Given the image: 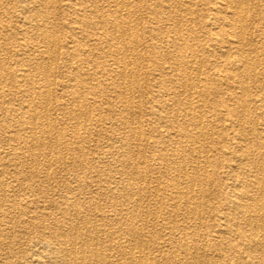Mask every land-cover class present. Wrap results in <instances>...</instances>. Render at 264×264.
Segmentation results:
<instances>
[{
    "label": "rangeland",
    "instance_id": "374dc122",
    "mask_svg": "<svg viewBox=\"0 0 264 264\" xmlns=\"http://www.w3.org/2000/svg\"><path fill=\"white\" fill-rule=\"evenodd\" d=\"M57 1L0 0V264H47L46 262L54 255L49 252L50 245L42 239L53 233L58 234L60 229L67 239H75L78 244L75 246L76 251H80L82 248L79 239L73 233L74 230L65 233L75 226L76 228L79 226L80 235L84 233L83 236L86 235L88 238V247L93 251H98L104 261L111 264L110 262L119 255L116 246L119 244L126 246L130 239L129 217L126 213L117 212L120 207L124 209L138 208V217L134 219V225L136 227H141L143 224L147 226L146 236L143 237L144 243L148 245L145 252L150 255H163V258L158 257L157 260H160L155 264H227L232 262L236 256H245L241 249H237L235 253L231 251L226 253L223 250L225 243L229 241L218 230L216 219L219 217L216 214L218 208L219 210L223 209L225 213L232 211L230 205L225 204L224 197L229 185L238 181L237 176L232 175H241L239 168L233 165L237 156L234 145L243 141L239 139L238 131L241 129L247 131L252 127L256 132H260L264 142V126L259 123L256 125L257 122L254 119L258 115L260 120H264L263 107L253 101L247 102L249 116L245 119L242 117L240 109L234 108L233 105L234 99L240 94L238 84L235 83L237 79L238 82H244V87L252 99L263 94V91L257 88L251 78H255L256 82L264 81V21L262 18H256L252 12L254 10L264 12V0H248L249 12L245 13L247 15L245 24L248 23L243 31L245 47L243 53L240 50L236 51L237 44L233 42L237 41V33L241 32L240 28L236 26L237 18L233 10L222 8L220 14L213 18L211 9L213 5L218 8L222 7L219 3L221 0H141V2L140 0H126L129 2V7H126V11H123L121 15L112 3L113 0H96L94 5L102 11L105 17L108 15L117 22H122L120 19L122 18L125 25L130 23L131 30L130 33H127V37H132L126 41H137V43L135 48H127V50H124L126 48L120 42L125 40L118 28L115 29L108 23V25L101 24L100 28L97 27L98 25L91 24L92 19L96 22L101 18L100 14L96 15L97 17L94 16L88 21V24H81L76 22V14H74L75 8L79 7L78 0ZM117 1L119 2V0ZM32 6L39 8L37 13L30 9ZM32 14H37L38 23L57 42L56 46L49 51L53 59L51 58V65L49 64L51 71L48 79L43 78L38 70V65H47L49 62L46 61L44 54H40L44 49V38L33 34L30 27L32 23L27 20ZM100 31H102L101 34L97 35ZM98 41L112 43V49L119 50L123 54L117 57H121V60L110 56L106 51L107 47L99 46ZM181 43H185L188 47L187 52L192 50L197 56L195 63H190L191 65L189 64L186 70L190 75L188 76L190 81L194 83L197 80L196 74H200L201 79L204 75L213 77L211 82L213 85L209 87L205 85L208 92H205L202 98L196 91H193L191 99L197 103L193 107L190 117H185L183 112L177 113V116L173 115V111L186 102V94L179 87L176 73H171L166 69L177 56L173 49L174 45ZM83 45L89 50L86 54L73 51L72 46ZM252 48L255 50L252 51ZM226 50L230 55L229 60H226ZM187 52L186 55L190 57V53L187 54ZM245 53L250 64L257 62L259 58L261 64L256 72L250 71L247 74L246 71L240 69V63L243 62L242 55ZM136 61L140 62L139 67L141 68L133 70L132 74L138 77V85L131 81L130 72H127L123 78L117 73L118 66L122 65V62H128L132 67ZM103 63L107 65L106 69ZM198 63L199 65H197ZM218 70L224 75V78L222 75L218 78L213 76V73H216L214 71ZM17 79L21 80L19 87L15 84ZM45 79L52 85L53 99L51 103L52 107L56 108L44 115L43 112L46 113V111L36 105L35 121L37 127H40V131L45 126L46 119L44 117L47 118L52 137L45 134L42 138L46 143H51L56 147L51 151L46 149L45 152L39 154L40 156L30 155L26 142L32 135L28 131V126L31 123L30 116L34 112L29 106L28 100L32 97L38 103L40 92H42L40 85L45 82ZM145 79L147 83H145ZM121 82L123 86L120 84ZM62 85L63 87H61ZM37 87L38 89H36ZM28 88L32 89V93L27 92ZM129 90L131 91L129 92ZM76 92L84 95L82 99L85 102V108H81L74 102L73 96ZM30 94L34 95L30 96ZM200 99L202 102H198ZM58 106L62 108L61 111ZM63 110L64 112H62ZM77 112L80 114L88 112L90 119L88 118L85 123L78 124ZM157 114L167 115L168 117L165 119L174 121L177 127L179 124L187 123L189 126H187V132L180 129L181 132H179L169 127L170 140L158 136L156 131L165 129V127H162V122ZM191 115L197 116L195 120L200 121L201 127L191 125L193 123ZM84 124L85 126H83ZM132 124L134 125L132 126ZM53 126L56 128L53 129ZM131 128L133 130L139 128L140 137L134 136ZM75 129L79 130L80 137L74 134ZM58 131L62 134L54 137L53 135L59 133ZM82 131L84 132L82 133ZM193 132H202L203 137L197 142L193 140L194 143L190 148L188 147L190 140L184 135L190 136L193 135ZM40 134L38 132L37 135L40 136ZM248 136L242 144H256L260 154L263 151L262 145L257 143L253 134ZM16 145L18 150H12ZM156 149L157 151H155ZM173 152H176L177 156H172ZM258 152L256 150V154ZM171 156L186 168V174L189 176L194 171L195 164L204 166L199 170V176L201 178L205 176V184L191 186L187 176L180 175L178 177V172L176 173L174 170L175 167L169 163L172 160ZM228 157L232 163L230 160L227 161ZM32 160L34 166L31 168L28 164ZM47 160L50 164L49 169L45 167ZM142 160H145L144 165ZM132 166L138 168L136 171L143 172L145 179L143 183L140 180L141 176L130 175ZM131 177L133 178L131 179ZM163 182L165 183L163 184ZM176 185L180 190L183 189L182 191L193 190L189 196L190 202L196 205V215L188 213V208L185 206L173 207V203L177 199ZM104 187L106 188L102 189ZM129 190L135 193L133 199L139 200L136 206L130 202L131 199L127 195ZM110 191L111 193H109ZM136 192L141 195L139 196ZM79 193L82 194L79 195ZM9 201L10 204H8ZM98 205H100V212H94V209H98ZM13 206L16 207L13 208ZM74 206L78 210L77 215L73 214ZM153 211L155 214L158 213L156 219L153 218ZM185 213L186 215L188 213L189 216H186ZM172 216L175 218L173 219ZM41 226L42 228H40ZM94 227L98 229V236L93 230ZM111 233H114L115 238L111 239L109 235ZM183 233L185 235H182ZM232 235L230 237L234 242H243L238 236ZM182 238L188 242L189 246L186 250L179 245ZM184 250L187 252L185 253ZM255 254L261 256V250ZM151 262L153 261L151 260ZM123 264L126 263L123 261Z\"/></svg>",
    "mask_w": 264,
    "mask_h": 264
},
{
    "label": "bare ground",
    "instance_id": "6f19581e",
    "mask_svg": "<svg viewBox=\"0 0 264 264\" xmlns=\"http://www.w3.org/2000/svg\"><path fill=\"white\" fill-rule=\"evenodd\" d=\"M59 1V0H58ZM57 1V2H58ZM75 1V0H74ZM96 0H78L77 1V4H78V8H75L74 10V14H76V22H80L81 24H88V21H90L94 16L100 14V17L102 18H99L96 20V22L92 21L94 19L91 20V24L92 25H98L97 27H101V24H109L111 25V27L113 26L115 29L118 28L121 35L123 36L122 38H124L125 41H120L121 44L124 45V50H127V48H135V44L137 43V41H126V39H128L129 37H127V33L129 32L130 33V30H131V26H130V23H126V25L124 24L125 21L121 19L122 22H117L115 19H111L110 16H106L102 13L101 10H99L97 8V6L94 5ZM128 1V0H127ZM126 0H119V2L117 0H113V4L114 6L116 7L119 15L123 14L122 12L123 11H126V7H129V2H127ZM141 2V0H140ZM28 3V2H27ZM42 3V2H40ZM221 4L222 7H219L218 6H214L212 7V12H213V18L217 17L219 14H220V10L222 8H225V9H232L233 10V13L234 15L236 16V26L240 28L241 32L237 33V41H233L235 42L236 45V51H239L243 53V49H245L244 47V29H245V20L247 19L245 15V13L249 12L248 10V0H221V2H219ZM258 3V1H257ZM261 3V2H260ZM32 4V3H31ZM30 4V5H31ZM59 4V3H58ZM139 4V3H138ZM188 4V3H187ZM252 4V2H251ZM250 4V5H251ZM259 4V3H258ZM184 5V4H183ZM192 5V4H191ZM256 5V4H255ZM37 6V5H36ZM113 6V7H114ZM53 7V5H52ZM60 7V6H59ZM58 7V8H59ZM259 6L257 5V8ZM61 8V7H60ZM65 8V6H64ZM71 8L73 9V6L71 5ZM140 8V7H139ZM30 9H32V11H34L35 13L38 12V9L37 7H30ZM251 10V9H250ZM37 11V12H36ZM60 11V9H59ZM189 11V10H188ZM227 11V10H226ZM44 12V11H43ZM42 12V13H43ZM158 12V11H156ZM253 12V15L256 17V18H259V19H263L264 21V12L262 10H254L252 11ZM24 13V12H23ZM155 13V12H154ZM251 14V13H250ZM44 15V14H43ZM104 15V16H103ZM127 15V14H126ZM125 16V15H124ZM128 16V15H127ZM162 16V15H161ZM171 16V15H170ZM263 16V17H262ZM45 17V16H44ZM97 17V16H96ZM157 17V16H156ZM160 17V16H159ZM253 18V16H251ZM37 14L36 15H33L30 16L27 20L30 21V23H32V26L31 29L33 31V34L37 35V36H40V38H44V49L43 51L40 52V54H44L45 55V58H46V61L49 62L47 65H42V66H39L38 65V70L40 71L41 75L43 76V78H46L48 79L49 75H50V71H51V56L49 54V51L51 48H53L54 46H56V41L55 39L51 36V35H48V32L38 23L37 21ZM46 18V17H45ZM104 18V19H103ZM140 18V17H139ZM153 18V17H152ZM170 18V17H169ZM246 18V19H245ZM155 19V18H154ZM158 19V18H157ZM26 20V21H27ZM140 20V19H139ZM25 21V22H26ZM137 22V21H136ZM139 22V21H138ZM142 22V21H141ZM156 22V21H155ZM235 22V21H234ZM253 22V21H252ZM28 23V22H27ZM134 23V22H133ZM43 24V23H42ZM107 24V25H108ZM141 25V24H140ZM136 26V25H135ZM142 26V25H141ZM137 27V26H136ZM162 27V26H161ZM232 27V26H231ZM49 28V27H48ZM125 28V29H124ZM152 28V27H151ZM163 28V27H162ZM234 28V27H233ZM72 29V28H71ZM108 29V28H107ZM169 29V28H168ZM191 29V27H190ZM235 29V28H234ZM15 30V29H14ZM79 30V29H78ZM178 30V29H177ZM238 30V29H237ZM52 31H55V30H52ZM115 31V30H114ZM137 31V30H136ZM56 32V31H55ZM102 31H100L97 35L101 34ZM260 32V31H259ZM258 32V33H259ZM141 33V32H140ZM50 34V33H49ZM56 34V33H55ZM163 34V33H162ZM71 35V34H70ZM248 35V34H247ZM137 36V35H136ZM34 37V36H33ZM32 37V38H33ZM132 37V36H131ZM130 37V38H131ZM141 37V36H140ZM248 37V36H247ZM57 38V37H56ZM129 38V39H130ZM136 38V37H135ZM20 39V38H19ZM28 39V38H27ZM38 39V38H37ZM180 39V38H179ZM186 39V38H185ZM97 40V39H96ZM134 40V39H133ZM138 40V38H137ZM177 40V39H176ZM187 40V39H186ZM108 41H109V38H108ZM108 41H98L97 44L101 47H107V53L114 57V59H116L117 57H119L120 55H123L121 54V52L119 50H113L112 49V46L113 44L111 43H108ZM64 42V41H63ZM90 43V42H89ZM231 43V42H230ZM229 43V44H230ZM246 43V42H245ZM248 43V42H247ZM88 44V43H87ZM187 44V42H186ZM234 44V45H235ZM19 45V44H18ZM35 45V44H34ZM24 46V45H22ZM60 46V45H59ZM70 46V45H68ZM247 46V45H246ZM264 46V45H263ZM18 47V46H17ZM35 47V46H34ZM73 47V51L76 52V53H81V54H86L87 52H89V50L87 48H85V46H72ZM190 47V46H189ZM29 48V47H27ZM31 48V47H30ZM36 48V47H35ZM187 46L185 45V43H181L180 45H174L173 49L175 50V55L176 57L174 58V62H172L170 65H168L166 67V69H168L171 73H176V75L178 76V84H179V87L182 88V91H184V93L186 94V102L185 103H182V105L180 107H177L174 111H173V115L174 116H177L176 114L177 113H180V112H183V115L185 117H190V113L192 112V109L193 107H195L196 103L197 102H193V100L191 99L192 97V94H193V91H196L198 96H200L201 98L204 96V93L205 92H208L207 90V86L209 87L210 85L212 86L213 84L211 83L212 82V76L210 75H204L203 78L201 79L200 77V74H196V81L193 83L192 81H190V78L188 76V73H187V69L189 67V64H193L195 63L196 61V55H195V52H193L192 50H190V52H187ZM226 48V47H225ZM60 49V48H59ZM58 49V51H59ZM104 49V48H103ZM102 49V50H103ZM191 49V48H190ZM253 49V48H252ZM263 49V48H262ZM16 50V49H15ZM23 50V49H22ZM255 49H253L252 51H254ZM25 51V50H24ZM52 51V50H51ZM228 50H226V60H229L230 59V55L228 54L229 52H227ZM28 52V51H27ZM105 52V51H103ZM102 52V53H103ZM125 52V51H124ZM138 52V51H137ZM136 52V53H137ZM166 52V51H165ZM186 52L187 54L190 53V57H188L186 55ZM258 52V51H257ZM261 52V51H260ZM140 53V52H139ZM199 53V52H198ZM241 53V54H242ZM14 54V53H13ZM58 54V53H57ZM127 55V52L125 53ZM141 54V53H140ZM152 54V53H151ZM223 54V53H222ZM12 55V54H11ZM16 55V54H15ZM53 55V54H52ZM72 55V54H70ZM75 55V54H74ZM100 55V54H99ZM136 55V54H135ZM142 55V54H141ZM168 55V54H167ZM166 55V57H167ZM19 56V55H18ZM76 56V55H75ZM96 56V55H95ZM147 56V55H146ZM145 56V57H146ZM14 57V56H13ZM72 57V56H71ZM134 57V56H132ZM154 57V55H153ZM232 57V56H231ZM32 58V57H31ZM67 58V57H66ZM69 58V57H68ZM111 58V57H110ZM143 58V57H142ZM147 58V57H146ZM22 59V58H21ZM53 59V58H52ZM119 60H121V57L120 58H117ZM124 59V58H123ZM137 59V58H136ZM140 59V58H139ZM154 59V58H152ZM242 59H243V62L240 63V69H243L244 71L247 72H256V70H258V67L259 65L261 64L259 58L257 59V62H254V63H251L247 61V54L245 53L244 55H242ZM102 60V59H101ZM106 60V59H105ZM144 60V58H143ZM168 60V59H167ZM249 60V59H248ZM160 61V60H159ZM162 61V60H161ZM172 61V60H171ZM200 61V60H199ZM24 62V61H23ZM86 62V61H85ZM145 62V61H144ZM148 62V61H147ZM212 62V61H211ZM252 62V61H251ZM56 63V62H55ZM168 63V61H167ZM200 63V62H199ZM199 63L197 65H199ZM46 64V63H45ZM50 64V65H49ZM122 65H119L118 66V70H117V73H118V76L120 77H124L126 75L127 72H130L131 73V81L136 83L138 85L139 83V80H138V77L135 75V74H132L133 70H136L137 68L140 69L141 67L140 66V62L139 61H136L134 63V66L130 67V63L128 62H122L121 63ZM190 64V65H191ZM213 64V63H212ZM215 64V63H214ZM230 64H232V62H230ZM18 65V64H17ZM25 65V64H24ZM54 65V63H53ZM52 65V66H53ZM109 65V64H108ZM147 65V63H146ZM22 66V64H21ZM27 66V65H26ZM80 66V64H79ZM103 66L107 67V65L105 63H103ZM148 66V65H147ZM201 66V65H200ZM232 66V65H231ZM66 67V66H65ZM75 67V66H74ZM165 67H162L163 69H165ZM9 68V67H8ZM11 68V67H10ZM14 68V66H13ZM30 68V67H29ZM97 68V67H95ZM99 68V67H98ZM97 68V69H98ZM144 68V67H143ZM201 68V67H200ZM221 68V66H220ZM232 68V67H231ZM16 69V68H15ZM14 69V70H15ZM86 69V68H85ZM146 69V67L144 68ZM196 69V68H195ZM13 70V71H14ZM234 70V69H233ZM27 71V70H25ZM76 71V70H75ZM104 71V70H103ZM201 71V70H200ZM239 71V70H238ZM105 72V71H104ZM112 72V71H111ZM136 72V71H135ZM139 72V70H138ZM169 72V73H170ZM216 73H213V76L215 75L217 78L218 77H221V75L223 76L222 78H224V75L220 73V71H214ZM16 73V72H15ZM144 73V72H143ZM238 73V72H237ZM264 73V72H263ZM27 74V73H26ZM77 74V73H76ZM190 74V73H189ZM243 74V73H242ZM248 74V73H247ZM253 74V73H252ZM21 75V74H20ZM22 75H24L22 73ZM172 75V74H171ZM175 75V76H176ZM11 76V75H10ZM87 76V75H86ZM130 76V75H129ZM246 76V75H245ZM24 77V76H22ZM71 77V76H70ZM145 77V76H144ZM25 78V77H24ZM95 78V77H94ZM235 78V76H234ZM260 78V77H259ZM42 79V78H41ZM45 79V82L43 84L40 85V99H38V103H36L32 97H30V99L28 100V103H29V106L31 107L32 111L34 113L31 114L30 116V119L29 121H31L30 125L28 126V131H30L32 133L31 137L29 138V140L26 142V147L28 148V151H29V154L30 155H38L40 156L39 154H41L43 151L45 152L46 149H49V151H51V149L55 148L54 145H52L51 143H46L44 141V139L42 138L43 135L46 134V136L48 137H52L51 133H50V129H49V124H47V118H45L44 116V119H46L45 121V126L43 128H41V130L39 131V128L37 127V123H36V105H39L42 109H44L45 112H43V114H47V112L55 109L56 107H52V99H53V88H52V85ZM68 79V78H67ZM140 79V78H139ZM195 79V78H194ZM230 79V78H229ZM253 79V83L255 85H257V88L261 91H263L262 95L259 97L258 95L255 97V99H252V96L247 93V89L244 87V82L240 81L238 82L236 80V84H238V88L240 89V94L239 96H237L236 99H234V108H239L240 109V113L242 115V117H244L246 119V117L249 116V110H248V105H247V102H256V103H259L263 109H264V81H258L256 82L255 81V78H251ZM263 79V78H262ZM43 80V79H42ZM96 80V78H95ZM123 80V79H121ZM146 80V79H145ZM231 80V79H230ZM4 81V80H3ZM244 81V79H243ZM9 82V81H8ZM11 82V81H10ZM130 82V81H129ZM229 82V81H228ZM78 83V82H77ZM104 83V82H103ZM116 83V82H115ZM145 83H147V80L145 81ZM13 84V82H12ZM15 84L19 87L21 85V80L20 79H17L15 81ZM32 84V83H30ZM122 85V82L120 83ZM129 84V83H128ZM232 84V83H231ZM29 85V84H28ZM90 85V84H89ZM207 85V86H205ZM24 86V85H23ZM54 86V85H53ZM123 86V85H122ZM144 86V85H143ZM149 86V84H148ZM225 86V85H223ZM27 87V86H26ZM30 87V86H29ZM32 87V85H31ZM63 87V85L61 86ZM102 87V86H101ZM168 87V86H167ZM226 87V86H225ZM78 88V86H77ZM82 88V87H81ZM129 88V87H128ZM141 88V87H140ZM145 88V87H144ZM143 88V89H144ZM29 90H27V92H30L32 93V89L31 88H28ZM38 89V87L36 88ZM100 89V88H99ZM142 89V88H141ZM146 89V88H145ZM189 89V90H188ZM228 89V88H227ZM122 90V89H121ZM186 90H188V93H186ZM238 90V89H237ZM98 91V90H97ZM96 91V92H97ZM124 91V89H123ZM131 90H129L130 92ZM144 91V90H143ZM38 92V91H37ZM81 92V91H80ZM102 92V91H101ZM125 92V91H124ZM82 93V92H81ZM107 93V92H106ZM123 93V92H122ZM182 93V92H181ZM180 93V94H181ZM237 93V92H236ZM14 94V93H13ZM19 94V93H18ZM95 94V93H94ZM105 94V93H104ZM129 94V93H128ZM131 94V93H130ZM171 94V93H170ZM177 94V93H176ZM25 95V94H23ZM32 94H30L31 96ZM34 95V94H33ZM32 95V96H33ZM73 95V94H72ZM174 95V94H173ZM39 96V94H38ZM160 96V95H159ZM21 97V96H20ZM26 97V96H25ZM84 97V95H81L80 93L76 92L75 95L73 96V100L74 102L76 103V105L80 106L81 108L84 107L85 108V102L84 100L82 99ZM123 97V95H122ZM129 97H132L129 95ZM11 98V97H10ZM172 98V97H171ZM170 98V99H171ZM155 99V98H154ZM175 100V99H174ZM54 101V100H53ZM131 101V100H130ZM200 100H198V102H200ZM204 101V99H203ZM24 102V101H23ZM202 102V101H201ZM54 103V102H53ZM167 103V102H166ZM123 104V103H121ZM131 104V103H130ZM249 104V103H248ZM9 105V104H8ZM23 105V103H22ZM64 105V104H63ZM90 105V104H89ZM124 105V104H123ZM175 105V104H174ZM232 105V106H233ZM253 105V104H252ZM62 106V105H61ZM87 106V105H86ZM139 106V105H138ZM137 106V107H138ZM255 106V105H254ZM59 107V106H58ZM127 107V106H125ZM201 107V106H200ZM7 108V107H6ZM25 108V107H24ZM60 108V107H59ZM71 108V107H70ZM78 108V107H76ZM139 108V107H138ZM157 108V107H156ZM175 108V107H174ZM233 108V107H232ZM23 109V108H22ZM62 108H60V111H61ZM64 109V107H63ZM127 109V108H125ZM131 109V108H130ZM217 109V108H216ZM82 110V109H81ZM89 110V109H88ZM199 110V109H198ZM56 111V110H55ZM74 111V110H73ZM85 111V110H84ZM131 111V110H130ZM64 112V110L62 111ZM264 112V111H263ZM261 112V113H263ZM60 113V112H59ZM66 113V112H65ZM78 113V112H77ZM252 113V112H251ZM254 113V111H253ZM260 113V115H261ZM49 114V113H48ZM53 114V113H52ZM74 114V113H72ZM29 115V114H28ZM75 115V114H74ZM77 115V114H76ZM91 115V114H90ZM131 115V114H130ZM129 115V116H130ZM158 115V114H157ZM240 115V116H241ZM10 116V115H9ZM52 116V115H51ZM54 116V115H53ZM65 116V115H64ZM63 116V117H64ZM78 118L76 117V119L78 120V124L80 123H85V121L88 120L89 118V115H88V112H85L84 114H80L78 113ZM98 116V115H97ZM127 116V115H126ZM125 116V117H126ZM96 117V116H95ZM159 119L161 120L162 122V127H165V129H161V130H158L156 131L157 135L158 136H161L162 138H165V139H169L171 137V133L169 131L170 128H172L173 130L175 129L176 131H179L182 130V131H185V133L187 132V123H182V124H179L178 127L175 125V122L174 121H169V120H166L165 118H167L168 116L167 115H158ZM197 116H194V115H191V120L193 121V123L191 125H193V127H201L200 125V121L195 120ZM237 117V116H236ZM253 117V116H252ZM18 118V117H17ZM52 118V117H51ZM54 119V118H53ZM71 119V118H70ZM74 119V118H73ZM90 119V118H89ZM128 119V118H127ZM131 119V118H130ZM188 119V118H187ZM190 119V118H189ZM256 120V125L259 123V124H262L264 126V120L261 119L260 120V116L256 115L255 118ZM23 120V119H22ZM98 120V119H97ZM186 120V119H185ZM243 121V119H240V121ZM53 121V120H52ZM81 121V122H79ZM156 121V120H155ZM250 121V120H249ZM75 122V121H74ZM73 122V123H74ZM187 122V120H186ZM190 122V121H189ZM53 123V122H52ZM131 123V122H129ZM213 123V122H212ZM243 123V122H242ZM108 124V123H107ZM208 124V123H207ZM52 125V124H51ZM99 125V124H98ZM134 124H132L133 126ZM240 125V124H239ZM85 126V124L83 125ZM138 126V125H137ZM131 127V126H130ZM170 127V128H169ZM189 127V126H188ZM215 127V126H214ZM250 127V126H249ZM51 128V127H50ZM56 128L53 126V129ZM60 130H61V127H59ZM84 128V127H83ZM16 129V128H15ZM73 129V128H72ZM139 128L137 129H132L131 128V132L132 134L136 137H140L139 136ZM191 129V128H190ZM200 129V128H199ZM18 130V129H17ZM23 130V129H22ZM74 130V129H73ZM84 130V129H83ZM260 130V129H259ZM62 131V130H61ZM38 132H40V136L37 135ZM56 132V131H55ZM59 133H56L54 134L53 136L55 137H58L59 135H61L62 133L60 131H58ZM84 131H82L83 133ZM181 132V131H179ZM61 133V134H60ZM74 134L77 136V137H80L81 134L79 132V130H76L74 131ZM249 134H253L254 137L257 139V143H260V145H262L263 147V151L259 154L258 152V148L253 145V144H245L243 145L242 142L245 140V138H247V136ZM71 135V134H70ZM156 135V136H157ZM45 136V137H46ZM120 136V135H119ZM157 136V137H158ZM184 136H187L188 140H190V143L188 145V147L191 148V146L193 145L194 141L195 140L196 142L199 141L201 139V137H203V134L202 132H193V135H190L188 136L187 134H185ZM27 137V136H26ZM193 137V138H191ZM238 137L239 139L243 140V141H240V142H237L235 143L234 145V148H235V152L237 153V156H236V159H234L233 161V165L237 166L240 170V174L241 175H232V176H237V182L238 184L236 183H232L229 185V188H228V191L224 197L225 199V204H229L231 209L232 210L231 212L229 213H225L223 212V209H220L218 208V211H217V216L219 218H217V227H218V230L221 234H223V236L227 237L228 238V241L227 243H225L224 247H223V250L228 253V252H234L237 251V249H241L243 251V253H245V256H242V257H238L236 256V258L232 260V262H229L227 264H264V142L262 141V136L260 134V132H256L255 129H253L252 127L247 129V131L245 130H239L238 131ZM249 138V136H248ZM21 139V138H20ZM49 139V138H47ZM88 139V138H87ZM141 139V138H140ZM139 139V140H140ZM54 140V139H53ZM170 140V139H169ZM49 141V140H47ZM69 141H71L69 139ZM148 141V139H147ZM203 142V140H201ZM88 142V141H87ZM114 142V141H113ZM245 142V141H244ZM138 143V141H137ZM177 143V142H176ZM217 143V142H216ZM250 143V142H249ZM54 144V142H53ZM80 144V143H79ZM140 144V143H139ZM147 145V143H145ZM178 144V143H177ZM63 145V144H62ZM72 145V144H71ZM210 145V144H209ZM89 146V145H88ZM123 146V145H122ZM87 147V146H86ZM156 147V146H155ZM205 147V146H204ZM83 149V147H81ZM88 148V147H87ZM165 148V147H164ZM174 148V147H173ZM66 149V148H65ZM145 149V148H144ZM155 149V148H154ZM177 149V148H176ZM12 150H18V146H13ZM179 150V149H178ZM199 150V149H198ZM256 150H257V154H256ZM56 151V150H55ZM60 151V150H59ZM81 151V150H80ZM157 151V149L155 150ZM173 151V150H172ZM206 151V150H205ZM138 152V151H137ZM65 153V152H64ZM83 153V152H82ZM101 153V152H100ZM157 153V152H156ZM181 153V152H180ZM180 153H178L180 155ZM203 153V152H202ZM208 153V152H207ZM55 154V152H54ZM67 154V153H66ZM72 154V153H71ZM189 154V153H188ZM56 155V154H55ZM63 155V154H62ZM198 155V154H197ZM196 155V156H197ZM227 155V154H226ZM165 156V155H164ZM172 156H177L176 152H173ZM171 156V161L169 162L173 167H175L174 170H176L175 172L177 173L178 172V177L180 175H183V176H187L189 178V181H190V185H195V184H205L204 181V177L201 178V176H199V170L202 169V165H198V164H195L194 165V171L191 172L190 176L186 174V168L183 166V165H180L176 159L172 158ZM230 156V155H229ZM63 157H65L63 155ZM67 157V156H66ZM85 157V155H84ZM82 157V158H84ZM221 157V156H220ZM41 158V157H40ZM48 158V157H47ZM46 158V159H47ZM184 158V157H183ZM63 159V158H62ZM167 159V158H166ZM169 159V158H168ZM227 161H231V159L228 157L226 158ZM151 160V159H150ZM39 161V160H37ZM36 161V162H37ZM49 160H47V163L45 165V167H49ZM85 161V160H84ZM141 161V160H140ZM143 161V160H142ZM145 161V160H144ZM144 161H143V165H144ZM199 162V160H197ZM196 161V162H197ZM25 162V161H24ZM206 162V160H205ZM56 163V162H55ZM65 163V162H64ZM62 163V164H64ZM85 163V162H84ZM168 163V166H170V164ZM232 163V161H231ZM19 164V163H18ZM38 164V163H37ZM45 164V163H44ZM132 164V163H131ZM134 164V163H133ZM135 165V164H134ZM207 165V163H206ZM29 167H33L34 166V161L32 160L29 164H28ZM156 166V165H155ZM164 166V165H163ZM8 167V166H7ZM18 167V166H17ZM82 167V166H81ZM166 167V165H165ZM38 168V167H37ZM83 168V167H82ZM208 168V167H207ZM49 169V168H48ZM138 168H131V171H130V175H135L136 177H140V180L142 181L141 183H143L145 181L144 179V175L141 173V171L139 172L136 171ZM190 169V168H189ZM5 170V169H4ZM112 170V169H111ZM103 171V170H102ZM207 171V170H206ZM40 172V171H39ZM172 172H173V169H172ZM233 172V170H232ZM107 173V172H106ZM113 173V172H112ZM175 173V174H176ZM206 173V172H205ZM105 174V173H104ZM119 174V173H118ZM147 175V174H146ZM205 175V174H204ZM12 176V175H11ZM123 176V175H122ZM149 176V175H148ZM168 176V175H167ZM110 177V176H109ZM112 177H113V174H112ZM177 177V176H176ZM230 177H231V173H230ZM50 178V177H49ZM122 178V177H121ZM127 178V177H125ZM133 177H131L132 179ZM183 178V177H181ZM47 179V178H46ZM64 179V178H63ZM117 179V178H116ZM177 179V178H176ZM48 180V179H47ZM103 180V179H102ZM108 180V179H107ZM111 180V179H110ZM115 180V179H114ZM171 180V179H170ZM169 180V181H170ZM50 181V180H49ZM101 182V181H100ZM116 182V181H115ZM213 182V181H212ZM211 182V184H212ZM79 183V181H78ZM84 183V182H83ZM138 183V182H137ZM165 182H163L164 184ZM245 183V184H244ZM128 184V182H127ZM167 184V182H166ZM165 184V185H166ZM182 184V183H181ZM139 185V184H138ZM143 185V184H142ZM164 185V187H166ZM183 185V184H182ZM189 185V187H191ZM243 185V186H241ZM104 186V185H103ZM241 186V187H240ZM3 187V186H2ZM78 187V186H77ZM122 187V186H120ZM127 187V186H126ZM147 187V186H146ZM158 187V186H157ZM182 187V186H181ZM184 187V186H183ZM5 188V187H4ZM106 187L102 188V189H105ZM148 188V187H147ZM176 188V194H177V199L176 201H174V205L173 207H180L181 205L182 206H185L188 208V213L190 214H193V215H196L197 214V211H196V205L194 203H191L190 202V196L189 194L191 193V188H190V192L188 190H185V191H182L180 190V188L178 187V185L175 186ZM185 188V187H184ZM99 189V187H98ZM122 189V188H121ZM139 189V188H138ZM159 189V187H158ZM171 189V188H170ZM189 189V188H188ZM50 190V189H49ZM63 190V189H62ZM70 190V189H69ZM110 190V189H108ZM10 191V190H9ZM40 191V190H39ZM65 191V190H64ZM63 191V192H64ZM107 191V190H106ZM139 191V190H138ZM205 191V190H203ZM74 192V190H73ZM79 192V190H78ZM149 192V191H148ZM164 192V191H163ZM111 193V191L109 192ZM119 193V192H118ZM124 193V192H123ZM122 193V194H123ZM138 193V192H136ZM70 194V193H69ZM82 194V193H81ZM79 193V195H81ZM154 194V193H153ZM192 194V193H191ZM127 195L129 196V199L130 202L133 204V205H137L138 204V201L137 199L134 200L133 199V196L135 195L134 191H131L129 190L127 192ZM139 195V193H138ZM141 195V194H140ZM139 195V196H140ZM149 195V194H148ZM199 195V194H198ZM5 196V195H4ZM13 196V194H12ZM53 196V195H52ZM105 196V195H104ZM154 196V195H153ZM205 196V195H204ZM79 197V196H78ZM87 197V196H86ZM123 197V196H122ZM135 197V196H134ZM156 197V196H154ZM176 197V196H175ZM37 198V197H36ZM53 198V197H52ZM56 198V197H55ZM61 198V197H60ZM125 198V197H124ZM123 198V200L125 201V199ZM137 198V197H136ZM165 198V197H163ZM199 198V197H198ZM75 199V198H74ZM119 199V198H118ZM173 200V199H172ZM205 200V199H204ZM114 201V200H113ZM142 201V200H141ZM157 202V200H155ZM78 202V201H77ZM90 202V201H89ZM5 203V202H4ZM163 203V202H162ZM10 204V201L9 203ZM17 204V203H16ZM79 204V203H78ZM96 204V203H95ZM99 204V203H98ZM156 204V203H155ZM2 205V204H1ZM13 205V204H12ZM23 205V204H22ZM64 205V204H63ZM158 205V203H157ZM211 205V204H210ZM88 206V205H87ZM99 206L98 205V209H94V212L97 211V212H100L99 210ZM120 206V205H119ZM200 206V205H199ZM197 206V207H199ZM223 206V205H222ZM16 206H13V208H15ZM18 207V206H17ZM56 207V206H55ZM59 208V206H57ZM97 207V206H96ZM161 207V206H160ZM164 207V206H163ZM26 208V207H25ZM71 208V207H70ZM143 208V207H142ZM204 208V207H203ZM67 209V208H66ZM65 209V210H66ZM86 209V208H85ZM138 209V208H137ZM136 208H131V209H124V208H119L117 209V212L118 213H126L129 217V233H130V239H129V243L128 245L126 246H123L122 244H119L118 246H116V248L118 249L119 251V255L113 259L110 263L111 264H123V261L124 263L126 264H155L156 262H158L159 260L158 257H162L163 255L160 254L159 256L157 255H150L148 252H145V249L147 248V243H144V239L143 237L146 236V233H147V226L145 224H143L141 227H136L134 225V219H136V217H138V210ZM153 209V207H152ZM159 209V208H158ZM212 209V208H211ZM37 210V209H36ZM53 210V209H52ZM154 210V209H153ZM206 210V208H205ZM63 211V209H62ZM67 211V210H66ZM80 211V210H79ZM93 211V210H92ZM145 211V210H143ZM155 211V210H154ZM153 211V213H154ZM159 211V210H158ZM186 211V209H185ZM164 212V211H163ZM24 213V212H23ZM26 213V212H25ZM71 213V212H70ZM145 214L147 212H144ZM187 213H185L186 216H189ZM199 213V211H198ZM206 213V212H205ZM68 214V213H67ZM73 214L74 215H77L78 214V210L77 208L74 206V211H73ZM94 214V213H92ZM96 214V213H95ZM148 214V213H147ZM62 215V214H61ZM66 215V214H65ZM72 215V213H71ZM200 216V214H198ZM8 216V215H7ZM11 216V215H10ZM43 216V215H42ZM46 216V214H45ZM60 216V215H59ZM88 216V215H87ZM117 216V214H116ZM185 216V217H186ZM192 216V215H191ZM41 217V216H40ZM85 217V216H84ZM112 217V216H111ZM115 217V216H114ZM125 217V216H124ZM156 217H158V213H154L153 215V218L156 219ZM2 218V216H1ZM44 218V216H43ZM60 218V217H59ZM79 218V217H77ZM81 218V217H80ZM146 218V216H145ZM148 218V217H147ZM173 218V216H172ZM175 218V217H174ZM173 218V219H174ZM199 218V217H198ZM42 219V218H41ZM94 219V218H93ZM98 219V218H97ZM200 219V218H199ZM53 220V219H52ZM66 220V219H65ZM70 220V219H69ZM117 220V218H116ZM95 221V220H94ZM181 221V220H180ZM185 221V219H184ZM31 222V221H30ZM62 222V221H61ZM71 222V220H70ZM84 223H86L85 221H83ZM153 222V221H152ZM200 222V221H199ZM68 223V222H67ZM81 223V222H80ZM94 223V222H93ZM192 223V222H191ZM190 223V224H191ZM65 224V223H64ZM74 224V223H72ZM95 224V223H94ZM153 224V223H152ZM199 224V223H198ZM42 225V224H41ZM61 225V224H60ZM69 225V224H68ZM71 225V224H70ZM75 225V224H74ZM79 225V224H78ZM174 225V224H173ZM179 225H182V224H179ZM192 225V224H191ZM95 226V225H93ZM121 226V225H120ZM140 226V225H139ZM200 226V225H199ZM44 227V226H43ZM85 227V226H84ZM83 227V228H84ZM88 227V226H87ZM167 227V226H166ZM198 227V226H196ZM8 228V227H7ZM42 228V226L40 227ZM67 228V227H66ZM79 228V226H78ZM75 227L71 228L70 230H68V232H65V233H69V231H71L72 229L74 230L73 233L75 234V237L79 239V242H80V247L82 248L80 251H76V248L75 246L78 245L75 241V239H67L66 236H64V233L61 232V229L59 230L60 232L58 234L56 233H53L51 236H45L42 240L44 242H46L48 245H50L51 249H50V254L52 253L54 256L51 257L46 263L47 264H107L104 259L98 254V251H93L91 250L92 248H89L88 247V238L84 235H80L79 233V229ZM121 229V227H119ZM183 228V227H182ZM199 228V227H198ZM109 229V228H108ZM47 230V229H46ZM63 230V229H62ZM93 230L95 231V234L97 235V232H98V229L96 227L93 228ZM102 231V229H100ZM188 230V229H187ZM199 230V229H198ZM52 231H53V227H52ZM64 231V230H63ZM67 231V230H66ZM84 232V231H83ZM111 232V231H110ZM127 232V231H126ZM150 231H148L149 233ZM165 232H168V231H165ZM195 232V231H194ZM61 233V234H60ZM115 233V232H114ZM114 233H111L109 234L111 239L115 238L114 236ZM152 233H153V230H152ZM94 234V233H93ZM151 234V232H150ZM189 234V233H188ZM232 234H234L236 237L238 236L240 239L243 240V242H234L232 240V238L230 236H233ZM10 235V234H9ZM12 235V234H11ZM70 235V234H69ZM95 235V236H96ZM182 235H185L184 233ZM191 235V234H190ZM202 235V234H201ZM68 236V235H67ZM72 236V234H71ZM74 236V235H73ZM98 236V235H97ZM151 236V235H149ZM180 237V236H179ZM90 238V237H89ZM95 238V237H94ZM98 238V237H97ZM118 238H120L118 236ZM150 238V237H149ZM153 238V237H151ZM184 238V236H183ZM181 239L179 241V245L184 248L186 250V248H188V242L186 239ZM192 238H194L192 236ZM205 238V237H204ZM122 239V238H121ZM120 239V240H121ZM176 239V238H174ZM107 240V239H106ZM121 242V241H120ZM147 242V241H146ZM150 242H152V240H150ZM100 243V242H98ZM45 244V243H43ZM103 244V243H102ZM151 244V243H150ZM171 244V243H170ZM110 245V244H109ZM90 246V245H89ZM156 246V245H155ZM154 246V247H155ZM111 247V246H110ZM195 247V246H193ZM97 248V247H96ZM109 248V247H108ZM161 249V248H160ZM171 249V248H170ZM195 249V248H194ZM193 249V250H194ZM107 250V249H106ZM184 252L186 253L187 251ZM192 250V251H193ZM197 250V249H195ZM202 250V249H201ZM260 251L261 250V256H257L255 253L257 251ZM101 251V250H100ZM109 251V250H108ZM219 252V251H218ZM196 253V252H195ZM201 253V252H200ZM109 254V253H108ZM187 255V254H185ZM195 255V254H194ZM197 255V254H196ZM170 256V255H169ZM175 256V255H174ZM106 257V255H105ZM185 257V256H184ZM193 257V256H192ZM107 258V257H106ZM163 258V257H162ZM187 258V257H186ZM194 258V257H193ZM122 260V261H121ZM151 260L153 262H151ZM169 261V260H168ZM186 261V260H185ZM184 261V263H185ZM196 261V259H195ZM37 262V261H36ZM165 262V260H164ZM182 262V261H181ZM187 262V261H186ZM193 262V261H192ZM194 263V262H193ZM45 264V263H44Z\"/></svg>",
    "mask_w": 264,
    "mask_h": 264
}]
</instances>
